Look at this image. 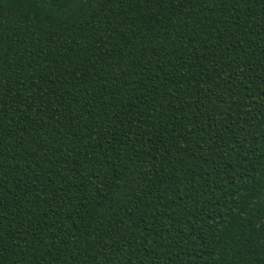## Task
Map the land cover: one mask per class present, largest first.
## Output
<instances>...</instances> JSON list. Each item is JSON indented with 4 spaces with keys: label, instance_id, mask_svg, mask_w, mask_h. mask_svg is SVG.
Masks as SVG:
<instances>
[{
    "label": "trees",
    "instance_id": "1",
    "mask_svg": "<svg viewBox=\"0 0 264 264\" xmlns=\"http://www.w3.org/2000/svg\"><path fill=\"white\" fill-rule=\"evenodd\" d=\"M0 264H264V0H0Z\"/></svg>",
    "mask_w": 264,
    "mask_h": 264
}]
</instances>
